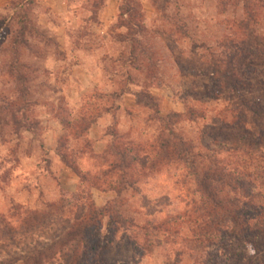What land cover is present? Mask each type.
Returning a JSON list of instances; mask_svg holds the SVG:
<instances>
[{
    "label": "rangeland",
    "instance_id": "1",
    "mask_svg": "<svg viewBox=\"0 0 264 264\" xmlns=\"http://www.w3.org/2000/svg\"><path fill=\"white\" fill-rule=\"evenodd\" d=\"M10 1L0 7V214L16 206L40 210L60 200L73 206L80 196L110 211L95 234L99 264H244L228 254L227 241L219 244L228 256L217 257L211 246L191 260V226L181 220L165 227L178 230L176 237L162 234L158 247L144 251L142 241L138 246L128 240L131 232L113 230L111 174L94 188L60 155L80 175L95 177L105 169L101 158L111 161V148L120 141L113 131L124 141L149 144L161 129L156 117L179 114L176 132L201 151L214 150L239 174L251 171L252 161L240 151L230 153L231 142L224 139L240 145L242 131L224 122L243 100L256 109L249 132L264 130V0ZM82 60L90 63L89 77L77 69ZM215 65L237 93L214 74ZM143 94L151 95L153 108L144 107ZM19 108L25 110L20 114ZM191 108L202 118L189 122ZM94 117L100 131L73 136L74 126ZM186 175L172 165L147 174L138 194L124 193L139 226L174 219L196 199L194 179ZM162 197L168 206H157ZM143 199L161 211L156 219L146 217Z\"/></svg>",
    "mask_w": 264,
    "mask_h": 264
},
{
    "label": "trees",
    "instance_id": "2",
    "mask_svg": "<svg viewBox=\"0 0 264 264\" xmlns=\"http://www.w3.org/2000/svg\"><path fill=\"white\" fill-rule=\"evenodd\" d=\"M131 13V10H125V15ZM229 59L228 64L231 62ZM18 70L15 71L17 74ZM213 72L217 77L220 76L219 80L227 88L236 92V85L216 65ZM21 80L27 82L23 77ZM143 97L146 100L144 107L153 108L151 95L143 94ZM24 110L19 108L18 112L21 114ZM196 112L193 108L188 110L189 122L202 118ZM237 112L224 125L227 129L231 126L232 130H241L243 143L239 145L232 139H224L231 142L227 147L230 153L240 151L252 161L249 165L251 171L242 174L218 158L214 150L201 151L194 141L176 132L174 127L183 117L179 114L156 117L161 129L149 144L124 141L113 131L111 137L120 141L111 148V161L105 156L101 158V167L105 169L95 177L90 173L80 175L77 165L67 161V155L61 153L60 157L63 164L79 175L82 181L93 182L91 185L94 188L104 184L107 175L111 174V192L116 196L111 202L113 230L116 233L131 232L128 240L138 246L139 241H142L144 251L150 246L158 247V237L162 234L176 237L178 230L171 231L165 227L172 226V221L181 220L191 226V237L186 240L191 260L196 261L197 254H202L203 249L211 246L217 247L219 253L216 256H228L221 253L223 245L219 244L227 241L228 254L238 257L244 264H264V130L251 133L247 128L248 118L256 115L254 107L240 100ZM95 120L96 117L82 128L74 126L80 134L75 132L73 136L82 137ZM19 129L35 132L32 125H20ZM40 148L46 155L43 144H40ZM172 165L182 166L187 172L186 176L194 179L196 199L190 200L182 214L174 219L170 217L161 224L152 221L139 226L137 218L131 216V209L123 198L124 193L138 194L139 184L147 174L158 173ZM168 202L167 197H162L156 203L157 206H168ZM150 204L147 199H143L146 217L156 219V214L161 211L151 208ZM109 213V210L95 207L89 198L80 196L73 206L60 200L46 204L40 210L13 207L6 215L0 214V264H99L102 262V255L98 252L101 247L95 234ZM234 247L240 249L238 255L233 253Z\"/></svg>",
    "mask_w": 264,
    "mask_h": 264
},
{
    "label": "crops",
    "instance_id": "3",
    "mask_svg": "<svg viewBox=\"0 0 264 264\" xmlns=\"http://www.w3.org/2000/svg\"><path fill=\"white\" fill-rule=\"evenodd\" d=\"M9 2H11L10 0H0V7H4L7 3L9 4ZM103 21V20H102ZM80 53V52H79ZM84 53H86V52H83L82 54H84ZM82 58V57H81ZM90 63H88V62H86V61H81L79 64H78V66H77V69H79L80 71H81V73L84 75V76H88L89 77V75L91 74L90 72H89V69H88V65H89ZM91 77V76H90ZM95 128H97L96 130L97 131H100L99 130V125L97 124V123H95V124H93L92 126H91V128H90V130H89V132H92V129H95ZM94 131V130H93Z\"/></svg>",
    "mask_w": 264,
    "mask_h": 264
}]
</instances>
